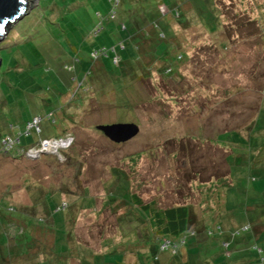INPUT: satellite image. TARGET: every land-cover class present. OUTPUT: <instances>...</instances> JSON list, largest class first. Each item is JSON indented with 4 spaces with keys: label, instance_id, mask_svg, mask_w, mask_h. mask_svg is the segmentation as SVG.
Returning a JSON list of instances; mask_svg holds the SVG:
<instances>
[{
    "label": "rangeland",
    "instance_id": "obj_1",
    "mask_svg": "<svg viewBox=\"0 0 264 264\" xmlns=\"http://www.w3.org/2000/svg\"><path fill=\"white\" fill-rule=\"evenodd\" d=\"M119 1L111 19L107 0H37L0 43L5 79L0 138L23 132L26 122L40 117L41 133L21 138V147L72 139L59 157L42 153L29 159L0 151V264H64L67 247L66 264H78V252L87 251L102 255L91 264H116L114 256L102 254L104 245L120 244L134 231L137 241L147 234L146 221L125 206L127 192L154 199L160 208L190 205L197 217H209L211 204L202 200L208 188L216 187L230 196L229 205L233 195L238 197V208L229 213L243 221L237 228L223 226V233L211 223L202 231L215 240L217 263L234 259V242L246 238V264H264V232L258 240L251 224L264 207L250 210L246 200L248 194L257 195L255 187H264V107L257 112L264 105L263 0H226L227 8L218 4L222 25L216 34L206 32L201 14L192 28L175 26L182 49L169 48L168 56H187L171 67H161L154 54L131 61L136 51L130 49L129 30L121 29L128 26L129 0ZM175 1L164 3L171 8ZM167 40L155 47L157 55L166 50ZM138 52L154 49L145 43ZM162 68L171 72L164 76ZM121 123L136 125L137 136L116 144L96 130ZM251 150L259 154L251 157ZM66 216L72 222L64 227ZM64 228L73 234L66 246L59 242ZM25 234L34 243L36 260L34 251L22 255L30 242ZM143 248L148 264L170 260L155 246ZM126 255L125 264H133V255ZM175 264L182 263L176 259Z\"/></svg>",
    "mask_w": 264,
    "mask_h": 264
},
{
    "label": "trees",
    "instance_id": "obj_2",
    "mask_svg": "<svg viewBox=\"0 0 264 264\" xmlns=\"http://www.w3.org/2000/svg\"><path fill=\"white\" fill-rule=\"evenodd\" d=\"M164 1L165 0H155V3L153 4L150 3L148 6H145V4H147L146 2L143 3L140 0H129L130 8H129V17L127 20L128 26L122 24L121 29L123 28L126 31L129 30L127 32H128V41L130 44V49L133 47L132 49L136 51L135 57L132 58L131 61L132 60L138 61L139 59H141V57L146 58L154 54L155 59L160 63L161 67H164L163 66L164 64H166V66L168 67H171L173 64L179 65L181 63L180 62L181 60L186 59L187 55L185 53L182 55H177L174 60H172V58H169L168 56V52L173 47L176 48V46L178 45L177 46L178 49L180 50L182 49L180 48L181 41L178 38V36H176L174 33L175 32L174 27L176 26L175 28L177 27L180 28V26L185 27L189 25V28H192L193 24H196L195 22L200 20L197 19L198 17L197 14H201L203 16V18H201V21L202 20L204 21L201 23L204 24L203 27L206 30V32L207 33L211 32L210 35L216 34L218 33L217 30H219V26L222 25L220 20L221 19L220 15H218L219 12L217 11V5L221 4V6L224 8H227V6H231V5H227V6L225 5L226 0H203V3H195V0H180L178 2L174 0L175 3H171L170 5L171 8H168V6L164 3ZM107 2L110 3V5L112 6L110 10V14L112 12H115V8L120 3L119 0H107ZM164 4L166 5L167 8L163 7ZM227 4H229V2ZM160 7L162 9H160ZM136 9L137 12L134 13ZM205 11L207 13H205ZM222 14H224L223 11ZM194 17L197 20H193ZM252 22H255V20H253ZM246 23H248L247 25L250 24L249 21ZM172 27L174 30L172 29ZM223 31H224V35L226 36L225 38L230 39L231 38L230 30H228L227 26H223ZM167 38H168L167 41L169 43L166 46V50L162 54L157 55L155 51V47H157L159 42H162ZM145 43L148 44L149 46L150 45L152 46V49H154V53L148 54L145 52L144 54L142 53L140 54L138 52L139 47L141 48L144 47ZM222 46H224V44ZM168 58L170 59V61H168ZM0 60H1L0 68H2L1 56H0ZM126 62H122L121 66L123 63ZM119 64H120V59H119ZM101 68L104 70L102 66ZM90 69L92 71V68ZM90 69L88 70L89 72H91ZM147 70L150 69L147 68ZM104 72L107 73L106 70H104ZM170 72H171V68H162V75L164 76L168 75ZM7 73H4V75H7ZM136 77L139 80L142 76L137 75ZM4 83H5V79L1 78V72H0V90L3 87H5ZM258 111L259 109L257 110V112ZM48 119H50V117ZM10 129L13 130V126L10 127ZM5 136H9V135L4 133L1 134L0 147H1V140ZM225 175L222 174V176L220 177H225ZM215 189L216 188L214 189L208 188L206 190L207 194L205 195L204 200H202L205 201L206 204L208 203L211 204V206L210 205L207 206L209 210L207 211L209 212L207 215L210 214L209 217H206L204 213H202L199 217H197V215L195 214V212L193 211L190 205L177 204V205L160 208L158 207L154 199L143 200L137 194L127 192L125 198H123V201L125 202V206L127 204L129 207L131 206L132 209H136L138 211L137 217L140 222L143 220L146 221V226L144 227L147 229V234L145 237H139L143 239L142 241H137L138 233L134 231L131 235L126 236V239L122 243L117 245H112V242L110 241V244H107L105 246L104 243L107 241L105 240L103 241L104 242L103 245L105 248H107V250L102 254L109 253V255L107 256H114L116 260V264H125L124 259L126 257L124 256V254L125 255L129 254L130 256L133 255V257L135 258V262L133 264H148V260H147L148 258L142 256V253L144 251L143 247L146 246V248H150L152 246H155L157 247L156 249L158 250L159 253L170 254L168 252H160L159 250L162 240H168L177 246L176 254L175 255L170 254L171 256L169 261V264H175L176 259L174 258H177L179 250L181 248H184L190 239H194L193 236H190L191 233H194L195 235L202 234V231L206 230L208 223L209 224L211 223V225L213 226L216 225L215 227H219L221 232L223 231V226L220 224V218L224 213V208H222V206L219 205V202H217L220 196L215 191ZM56 210L58 211V208ZM66 217L67 220L64 217V227L66 225V222L69 221L72 222V220H70L71 218L68 219L69 217L68 216ZM245 230L248 231L247 228ZM50 232L52 235V239H53L52 244H53L55 238L52 231ZM197 236L195 238H197ZM183 237H184V245H180L179 241ZM66 238L67 241L68 239H73V234L70 235L68 231L66 234L64 228V239L61 240L59 239V242L62 243L64 242L66 246L67 245ZM33 244H34L33 242H30V244L26 246V250L22 253V255H25V257L29 256V252L34 251L30 247V245ZM11 250H13V248ZM66 251L67 253L66 256H64V264H66L65 258L68 257L70 253L68 247ZM33 254H35L33 260H36L37 253L34 251ZM98 256L102 257L101 254H96L94 252L87 251L83 254H80V252H78L77 255L78 264L81 263L91 264ZM103 256L105 257L106 255ZM35 263L37 264V262ZM185 264H189V263L186 262Z\"/></svg>",
    "mask_w": 264,
    "mask_h": 264
},
{
    "label": "crops",
    "instance_id": "obj_3",
    "mask_svg": "<svg viewBox=\"0 0 264 264\" xmlns=\"http://www.w3.org/2000/svg\"><path fill=\"white\" fill-rule=\"evenodd\" d=\"M264 105H262L259 109V111L261 110V108H263ZM258 120V118H257ZM255 123V122H254ZM254 125V124H253ZM247 139V138H245ZM244 140V138H243ZM252 140V139H251ZM249 145L251 144V141H249L248 143ZM256 150H258V148H256ZM250 156L252 157L253 155H258L259 151H250L249 152ZM255 180V179H254ZM256 182V181H255ZM263 184V183H262ZM261 184V185H262ZM218 187H216L215 191L219 194L220 198L217 202L222 203V208H224V213L222 214L221 218H220V224L222 226H226L227 228H230L232 226H234L235 228L238 227V225L243 224V221H238L236 220V217L234 214H231L229 212H232L236 207V205L238 204V197L237 196H232V202L229 205V198L230 196L226 194H224L223 196V190L222 189H217ZM254 189H256L257 191L253 192L256 193L257 195H247L246 200L249 201L250 203H252V205L250 207H247L250 210L251 207H255L257 205H261V207H264V187L263 186H259V187H255ZM234 197L236 198V201L234 199ZM231 199V198H230ZM222 200V201H221ZM234 204V205H233ZM227 212V213H226ZM249 211L244 212L245 215L249 218ZM226 213V214H225ZM253 215V214H252ZM227 216V217H225ZM250 217L252 218L251 214ZM243 218V217H242ZM253 218H255V221L252 224V227L254 228L255 231V237L259 240V238L263 235L264 232V211H260L258 214H255V217L253 216ZM257 231V233H256ZM25 236H27L29 238L28 241L31 242V238L28 236V234H25ZM7 241V237L5 236ZM206 239V240H205ZM209 239V240H208ZM205 238L204 235L200 234L197 236V238L194 239H190L188 242L187 247L185 248H181L178 252L177 255V260H180L182 264H185L186 262L191 264H198L197 260H200V264H221V263H217V261L219 260V254H215L213 252V243L215 242L214 239L211 238ZM30 242L28 243V245L30 244ZM234 242V241H233ZM236 250H238V254L236 255V257L234 259H230L228 264H246L245 262V251L247 250V245H249L248 243V239L244 238L242 241L241 240H236L234 242ZM219 246V243H218ZM8 249L11 250L12 248H10L9 246V242H8ZM31 249L34 250L35 246L30 245ZM235 252V250L233 251V253ZM158 254H155L154 258H157L158 260ZM170 259V258H169ZM175 259V258H174ZM170 261V260H169ZM169 261L166 262V264H169Z\"/></svg>",
    "mask_w": 264,
    "mask_h": 264
},
{
    "label": "built area",
    "instance_id": "obj_4",
    "mask_svg": "<svg viewBox=\"0 0 264 264\" xmlns=\"http://www.w3.org/2000/svg\"><path fill=\"white\" fill-rule=\"evenodd\" d=\"M115 16V12L110 14V18L113 19ZM111 51L115 53V48H112ZM97 53H93L92 57L96 58ZM114 63L116 65L119 64V57L115 55ZM42 119L40 117H34L32 120L25 124V128L23 132L18 133L16 136H5L1 140V152L5 155L8 154H16L21 156H25V158H35L38 157L42 153L47 154H55L58 155L60 150H64L68 148L72 139L67 137L65 138H51V139H43L40 140L39 143L35 146H31L29 148H23L20 146L21 138H28L32 133L39 135L40 134V124ZM59 157V155H58ZM220 230L219 227H215V231ZM194 233H191L190 236H193ZM207 236H211V234H206ZM180 245H184V237L179 241ZM222 247L226 248L227 245L222 243ZM160 252H168L170 254H175L177 250V246L173 244L171 241L162 240L160 244Z\"/></svg>",
    "mask_w": 264,
    "mask_h": 264
},
{
    "label": "water",
    "instance_id": "obj_5",
    "mask_svg": "<svg viewBox=\"0 0 264 264\" xmlns=\"http://www.w3.org/2000/svg\"><path fill=\"white\" fill-rule=\"evenodd\" d=\"M36 5L37 0H0V43L12 27L27 16L30 9ZM96 130L116 144L132 140L139 131L136 125L127 123L97 126Z\"/></svg>",
    "mask_w": 264,
    "mask_h": 264
}]
</instances>
